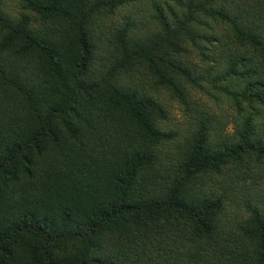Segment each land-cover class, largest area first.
<instances>
[{"label": "trees", "instance_id": "1", "mask_svg": "<svg viewBox=\"0 0 264 264\" xmlns=\"http://www.w3.org/2000/svg\"><path fill=\"white\" fill-rule=\"evenodd\" d=\"M0 264H264V0H0Z\"/></svg>", "mask_w": 264, "mask_h": 264}, {"label": "rangeland", "instance_id": "2", "mask_svg": "<svg viewBox=\"0 0 264 264\" xmlns=\"http://www.w3.org/2000/svg\"><path fill=\"white\" fill-rule=\"evenodd\" d=\"M136 79L140 80V82L149 91L159 97V100L164 105L167 116L169 117L165 123V126L174 132H184L187 130V128L191 125L192 120L190 117L191 111L187 110L186 105L183 104L179 99L172 97L169 91L156 88L145 74L140 73ZM190 94L191 97H189V99L191 104H193L194 100L202 98L204 101H208L212 107L216 106L214 108L220 111L215 99H213L210 94L206 93L202 89L193 88L191 89ZM221 106L226 107V103H221Z\"/></svg>", "mask_w": 264, "mask_h": 264}]
</instances>
